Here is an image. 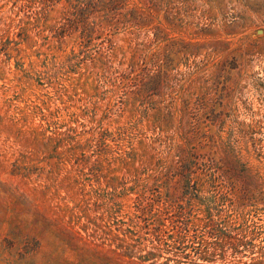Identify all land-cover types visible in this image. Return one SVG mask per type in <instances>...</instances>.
I'll list each match as a JSON object with an SVG mask.
<instances>
[{
	"label": "rangeland",
	"instance_id": "rangeland-1",
	"mask_svg": "<svg viewBox=\"0 0 264 264\" xmlns=\"http://www.w3.org/2000/svg\"><path fill=\"white\" fill-rule=\"evenodd\" d=\"M0 264H264V0H0Z\"/></svg>",
	"mask_w": 264,
	"mask_h": 264
}]
</instances>
